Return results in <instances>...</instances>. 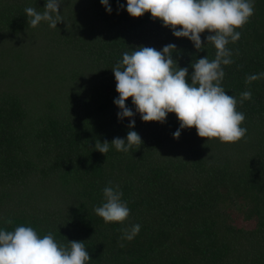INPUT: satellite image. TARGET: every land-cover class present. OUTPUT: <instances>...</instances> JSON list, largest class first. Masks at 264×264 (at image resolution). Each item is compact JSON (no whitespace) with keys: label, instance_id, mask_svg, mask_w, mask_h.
I'll use <instances>...</instances> for the list:
<instances>
[{"label":"trees","instance_id":"obj_1","mask_svg":"<svg viewBox=\"0 0 264 264\" xmlns=\"http://www.w3.org/2000/svg\"><path fill=\"white\" fill-rule=\"evenodd\" d=\"M60 3L54 29L32 27L24 11L43 12L45 0H0V230L85 242L86 264H264V78L246 83L264 73V0H252L240 39L226 46L233 63L221 66V86L245 115L235 143L199 138L195 128L174 139L175 114L143 122L131 98L136 114L117 118L112 70L124 52L175 44L172 59L191 83L192 64L215 59L207 31L196 49L150 13L130 17L126 0H109L110 13L100 0ZM245 91L252 98L241 103ZM129 131L142 145L96 151L97 141H126ZM106 186L130 209L122 223L94 212ZM136 224L139 233L121 239Z\"/></svg>","mask_w":264,"mask_h":264},{"label":"clouds","instance_id":"obj_2","mask_svg":"<svg viewBox=\"0 0 264 264\" xmlns=\"http://www.w3.org/2000/svg\"><path fill=\"white\" fill-rule=\"evenodd\" d=\"M106 12H111L109 0H100ZM126 12L132 18L150 13L154 20L172 30L176 38H187L196 49L205 43L201 34L207 31L206 42L214 45L215 59H198L191 68V83L187 82L188 68H178L172 59L175 44L162 50L141 46L129 54L123 53L122 62L113 70L118 98L114 104L120 110L118 120L132 118L136 113L143 122L164 123L169 113L175 114L179 128L173 134L178 139L181 130L195 128L197 136L205 140L218 139L235 143L246 135L240 125L245 115L236 110L237 100L225 92L221 82L225 75L222 65L233 63L226 47L240 39L241 28L254 13L252 0H126ZM60 0H45L44 11L25 8L32 27L46 21L56 28L63 19ZM179 29V30H177ZM264 78V73L246 77V83ZM131 98L134 113L126 106ZM251 91L241 93L240 102L250 100ZM131 120L128 127L133 128ZM112 145L117 151L128 152L133 145H142L139 134L129 131L125 139L114 138L111 143H95L96 151L106 154ZM105 202L94 209L105 223H122L130 215L122 193L111 186L103 189ZM11 223V221H7ZM140 231V225L122 229L121 239L131 241ZM123 246V245H121ZM90 261L85 242L70 241L68 247L56 242L51 233L42 238L32 227L19 226L14 231L0 230V264H86Z\"/></svg>","mask_w":264,"mask_h":264}]
</instances>
